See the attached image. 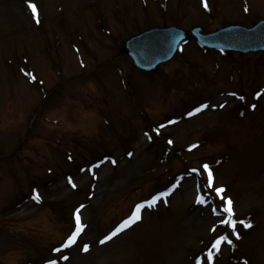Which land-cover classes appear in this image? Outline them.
Instances as JSON below:
<instances>
[{"label": "rangeland", "instance_id": "obj_1", "mask_svg": "<svg viewBox=\"0 0 264 264\" xmlns=\"http://www.w3.org/2000/svg\"><path fill=\"white\" fill-rule=\"evenodd\" d=\"M32 2L40 23L29 0H18L21 13L0 14L1 261L264 264V162L255 163L264 157V54L240 57L191 43L144 76L120 52L127 37L156 25L251 26L264 17V0H208V8L204 0ZM27 55L33 70L24 66L13 81L2 67L15 72ZM130 90L147 114L129 105ZM205 164L213 187L201 175ZM168 186L175 187L166 199L100 243L135 203ZM217 187L232 199L236 220L252 223H237L239 239L220 222L227 214ZM77 209L85 228L65 248ZM221 235L232 244L216 252Z\"/></svg>", "mask_w": 264, "mask_h": 264}, {"label": "snow or ice", "instance_id": "obj_2", "mask_svg": "<svg viewBox=\"0 0 264 264\" xmlns=\"http://www.w3.org/2000/svg\"><path fill=\"white\" fill-rule=\"evenodd\" d=\"M29 7L31 8L32 13L34 14L35 18H36V22L40 23V15H39V10H38V6L36 3L32 2V0H29ZM204 7L208 8V0H204ZM245 11H248L247 8H245ZM32 79L34 80L35 77L32 76ZM233 95H236L235 93H233ZM240 99H244L243 97H240ZM222 106V105H221ZM204 108H207L208 105L205 104L203 105ZM256 105H253V108H255ZM201 109H197L196 111H200ZM191 114V113H190ZM157 131H159V129H157ZM149 139H151V136H149ZM169 143H172V141H169ZM131 155V153L129 154ZM113 163H115L116 161L113 160ZM205 169L208 170V187H213V182H214V177L212 174V170L209 167V165L205 164L203 166ZM195 171V170H194ZM69 182L72 183L73 187H76V184L72 181V178L69 177ZM175 187V186H174ZM216 194L219 195L220 199L223 200L225 202L224 207H223V212L227 214V218L221 219V223L224 225H227L231 228L232 232L235 234L236 238H240V233L237 231V223H241L244 224L245 227L247 228H251L252 227V223L250 221H237L235 218V211L233 208V201L230 197H225L223 194L225 192V189L223 187H217L215 189ZM170 193H161L160 195L154 196L151 200L147 201L146 204L142 203L139 204L136 209L135 212L129 217L128 220L124 221L118 228H116L109 236L105 237L104 240H101L100 243H105L108 240H111L113 237H115L119 232L123 231L124 229H126L127 227H130L132 224L136 223L137 221H139L141 219V210L145 207H152L153 205H155L157 203V201L161 200V198H165L169 195ZM34 199L39 202L41 200V196L39 194V192H37L35 194ZM198 203L201 204H205L207 203V200L205 199L204 196L199 197ZM84 206L81 205V208H83ZM213 212H216V208L212 209ZM75 219H76V231L68 238L67 242L64 244V247H70L71 245L75 244L77 241V238L80 236V234L83 232L85 225L82 223V219H81V215H80V209L76 210L75 213ZM213 231H215V229H213ZM227 242L228 244H232V240H230L228 238L227 235H221L219 236L218 239L215 240V243L213 245V248L215 249L216 252H219L220 250V246L222 243ZM89 245H84V251H88L89 250ZM55 251L60 252L61 249L57 248L55 249ZM62 259L64 260H68L69 257L68 256H63ZM207 259L211 260L213 259V252L209 251L208 253V257ZM49 264H57L56 260H50ZM202 264H204V262L202 261Z\"/></svg>", "mask_w": 264, "mask_h": 264}, {"label": "water", "instance_id": "obj_3", "mask_svg": "<svg viewBox=\"0 0 264 264\" xmlns=\"http://www.w3.org/2000/svg\"><path fill=\"white\" fill-rule=\"evenodd\" d=\"M230 36L228 38H225L220 42V45L223 48L227 49H233V50H240L243 52L247 51H257L264 49V21L258 23L253 29L247 30L242 27H233L231 29L222 30L216 34L209 35V36H198L195 34V31H192L190 34L183 33L179 30H170L166 32L163 36H159L160 38L167 37V44L166 48H170V53H168L166 56H169L170 58L175 54V51L177 50V47L180 45L182 40H187L189 36H193L196 39L198 38L200 42L204 43L208 46H219L217 44H213V38L219 36L220 34H224L225 36L228 35L226 32H230ZM151 33H145L144 35L132 39L125 47V50L130 53V55L134 58L136 63H138L139 67L145 68V69H153L157 66L161 60L157 61L158 53L157 52H151L150 49L147 47L146 51L143 55V59H141V56L138 54L135 44H139L144 36H149ZM163 44L162 42H160ZM161 49V47H160ZM156 62V63H155ZM155 63L153 66L146 67L150 64Z\"/></svg>", "mask_w": 264, "mask_h": 264}]
</instances>
